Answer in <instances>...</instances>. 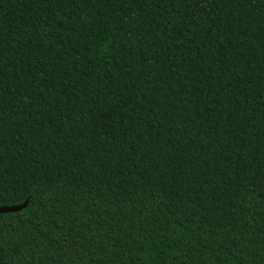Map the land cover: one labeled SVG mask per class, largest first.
<instances>
[{
  "label": "trees",
  "instance_id": "16d2710c",
  "mask_svg": "<svg viewBox=\"0 0 264 264\" xmlns=\"http://www.w3.org/2000/svg\"><path fill=\"white\" fill-rule=\"evenodd\" d=\"M0 264H264V0H0Z\"/></svg>",
  "mask_w": 264,
  "mask_h": 264
},
{
  "label": "water",
  "instance_id": "95a60500",
  "mask_svg": "<svg viewBox=\"0 0 264 264\" xmlns=\"http://www.w3.org/2000/svg\"><path fill=\"white\" fill-rule=\"evenodd\" d=\"M26 206V202L20 205L1 206L0 213L17 212Z\"/></svg>",
  "mask_w": 264,
  "mask_h": 264
}]
</instances>
